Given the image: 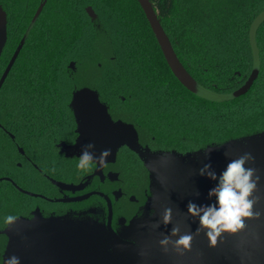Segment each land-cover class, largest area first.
I'll list each match as a JSON object with an SVG mask.
<instances>
[{
    "label": "trees",
    "instance_id": "1",
    "mask_svg": "<svg viewBox=\"0 0 264 264\" xmlns=\"http://www.w3.org/2000/svg\"><path fill=\"white\" fill-rule=\"evenodd\" d=\"M149 2L177 59L198 84L230 93L246 82L252 68L248 29L264 11V0ZM0 7L6 17L0 125L27 152L51 153L49 140L65 121L75 84L65 71L70 60L79 71H91L95 93L160 151L185 154L264 132V23L256 32L257 79L245 95L216 104L198 99L174 78L136 0H0ZM17 161L0 129V178L16 181ZM11 194L20 199L0 182V209Z\"/></svg>",
    "mask_w": 264,
    "mask_h": 264
},
{
    "label": "water",
    "instance_id": "2",
    "mask_svg": "<svg viewBox=\"0 0 264 264\" xmlns=\"http://www.w3.org/2000/svg\"><path fill=\"white\" fill-rule=\"evenodd\" d=\"M136 1L168 69L184 89L201 100L218 104L232 101L248 91L259 71L255 34L264 22V11L249 26L253 59L250 77L240 89L219 94L203 88L188 75L149 0ZM4 42L5 16L0 10V51ZM71 106L77 117L79 133L77 144L72 149L74 153H81L88 144L95 145L90 151L96 157L105 149H110L109 156H112L117 148L126 147L141 161L148 175L149 193L142 212L118 233H114L109 226L110 213L107 226L85 217L74 222L58 223L56 225L60 224L62 230L52 242L27 239L26 223L18 222L7 230L10 240L3 254V264L12 255L18 256L21 264H264V132L185 154L151 151L138 143L131 125L110 119L95 92L88 89L77 91L73 94ZM245 153L254 158L245 166L255 168L259 176L257 190L253 194V198H258L254 212L259 216L245 219V227L237 233H222L217 244L211 246L205 235L207 230L196 234L200 226L199 218L188 214L187 205L190 201L198 206L216 203L214 196L209 197L210 190L217 186L218 178L228 163ZM205 164H211L217 180L200 175V169ZM168 207L172 208L173 215L171 223L165 225L162 214ZM174 226L180 228V235L193 234L190 250L175 247L174 242L179 237L171 235ZM165 236L170 238V249L163 258L152 260L149 249Z\"/></svg>",
    "mask_w": 264,
    "mask_h": 264
},
{
    "label": "flooded vegetation",
    "instance_id": "3",
    "mask_svg": "<svg viewBox=\"0 0 264 264\" xmlns=\"http://www.w3.org/2000/svg\"><path fill=\"white\" fill-rule=\"evenodd\" d=\"M42 6H44V2L39 4L37 8L41 9ZM0 10L2 11L1 7ZM38 12L39 11H37V14ZM86 12L93 21L95 17L91 10L86 9ZM31 26L32 24H30L28 28L30 29ZM29 29L23 36L24 41L29 35ZM5 43L6 35L0 53ZM12 61L13 60H11L8 67L11 66ZM65 71L73 75L75 84L72 86L73 90L70 92L69 99H66L65 121L62 127L56 130L55 136L49 140L50 155L27 152L30 150L22 149L16 143L15 137L0 125V129L10 139L18 154V161L13 169L16 181L9 177H2L0 178V182L9 183L13 190L20 196L19 199L11 194L6 204V209H0V264H3V254L10 240L7 234V230L10 226H7L4 222L6 216L14 215L18 217L13 225L18 222L26 223L27 226H24V228H27L25 236L27 239L36 242L55 241L57 238L56 235L59 236L62 230L60 227L61 225L56 224L74 222V220L82 217L89 218L99 224L107 226L109 213V226L114 233H118L130 222V220L141 214L142 207L149 195L147 172L143 169V165L138 157L126 147H119L114 152V155L108 156L107 163L103 168L95 165L93 170L88 173H81L77 170L76 164L81 153L76 154L72 151L73 147L77 144L79 133L77 117L71 106V102L73 94L77 91L88 89L95 92V90L91 87V71L87 68L84 71H79L75 61L70 60L65 65ZM84 73L86 74L85 76H83ZM2 82L3 79L1 78L0 85ZM97 95L100 104L105 107L107 114L113 122H121L133 126L132 123L126 121L123 115L113 111L107 101L101 99L98 93ZM133 128L137 134L138 143L142 147L148 148L151 151L162 150L152 142L146 140L143 136V132H140L134 126ZM129 167H133L134 170H131ZM21 196L24 197L23 200H21ZM18 201L19 203H17ZM43 221L46 222V224ZM15 232L18 233L17 230H15Z\"/></svg>",
    "mask_w": 264,
    "mask_h": 264
},
{
    "label": "clouds",
    "instance_id": "4",
    "mask_svg": "<svg viewBox=\"0 0 264 264\" xmlns=\"http://www.w3.org/2000/svg\"><path fill=\"white\" fill-rule=\"evenodd\" d=\"M94 147V144H88L82 149L76 164L77 170L81 173L91 172L95 165L100 168L105 167L111 150L105 149L101 151L99 157H96L90 151ZM253 160L254 158L250 153H245L228 163L226 170L218 178L217 186L209 192V197L214 196L216 203L198 206L190 201L187 205L188 214L191 217L199 218L200 226L196 234H199L201 230H207L205 235L211 246L217 244L222 233H237L245 227V219L259 216V213L254 212V205L258 202V198H253V194L257 190L259 176L256 175L255 168L245 166ZM200 175H207L212 180H217L216 173L211 170V164H205L200 169ZM172 215V208H165L162 214V222L165 225L171 223ZM17 219V216L9 215L5 217L4 222L7 226H11ZM171 235L179 237L174 242L177 249L190 250L193 234L180 235V228L174 226ZM169 240V237L162 239L160 241L161 246H166ZM4 264H21V262L18 256L12 255L4 261Z\"/></svg>",
    "mask_w": 264,
    "mask_h": 264
},
{
    "label": "rangeland",
    "instance_id": "5",
    "mask_svg": "<svg viewBox=\"0 0 264 264\" xmlns=\"http://www.w3.org/2000/svg\"><path fill=\"white\" fill-rule=\"evenodd\" d=\"M166 237V236H165ZM162 239H160L161 241ZM160 241H156L153 246L149 249V254L152 256L151 259H155V258H163L166 253L168 252V250L170 249L168 246L169 243L166 246H161Z\"/></svg>",
    "mask_w": 264,
    "mask_h": 264
}]
</instances>
